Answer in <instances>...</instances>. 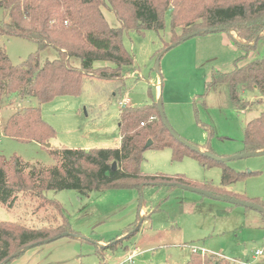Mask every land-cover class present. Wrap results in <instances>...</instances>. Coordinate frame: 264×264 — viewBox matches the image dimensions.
Masks as SVG:
<instances>
[{
    "label": "rangeland",
    "instance_id": "374dc122",
    "mask_svg": "<svg viewBox=\"0 0 264 264\" xmlns=\"http://www.w3.org/2000/svg\"><path fill=\"white\" fill-rule=\"evenodd\" d=\"M103 12L112 27L120 26L109 7H103ZM6 19L0 7V21ZM176 33L180 35L182 30ZM173 40L169 13L165 14L163 30L124 31V44L135 61L124 68L122 81L86 77L80 95L57 96L41 105L44 119L55 123L49 122L56 130V136L48 142L50 147L3 134L8 116L31 104L13 98L0 109V154L51 166L56 163L51 149L72 148L73 144L87 145L86 149L118 146L120 101L125 98L137 107L161 101L171 127L184 139L200 145L203 152L208 150L202 147L205 142L218 155L246 152L245 125L264 111V101L237 110L226 84L210 90L207 86L212 72H230L236 62L243 65L264 56V36L254 48L247 49L233 31L198 34L165 49ZM0 44L15 65L38 49L35 41L20 36L0 35ZM55 57L57 51L51 47L41 53L42 61ZM75 62L79 64V60ZM100 65L102 62H96ZM256 95L249 94V99L255 100ZM33 103L39 105L36 98ZM228 164L238 171L252 172L235 186L245 197L264 202V154ZM141 170L182 173L215 185L222 175L219 165L203 166L190 156L175 159L171 147L146 150ZM47 195L61 202L76 234L34 247L8 264H119L135 250L139 254L133 264H187L192 246L224 256L231 264H264V211L166 186L110 188L89 195L75 189L50 190ZM34 205L31 198L21 194L13 207L0 202V221L28 227L45 225V209L35 212ZM127 230L131 236L125 239ZM121 238L117 245L115 241ZM111 242L116 246L107 245ZM257 250L263 254L257 255Z\"/></svg>",
    "mask_w": 264,
    "mask_h": 264
},
{
    "label": "trees",
    "instance_id": "16d2710c",
    "mask_svg": "<svg viewBox=\"0 0 264 264\" xmlns=\"http://www.w3.org/2000/svg\"><path fill=\"white\" fill-rule=\"evenodd\" d=\"M105 6L115 13L119 27L109 24L103 12ZM0 7L7 16L0 21V35L26 37L38 45L36 52L15 65L5 46L0 44V109L6 108L13 98L31 103L8 117L2 126L3 134L42 145L56 136V130L42 115V104L61 95H80L86 77L123 80L124 68L135 61L124 44V31L163 30L165 14L169 13L173 43L191 32H211L209 30L221 27L231 29L245 43L246 49L254 48L264 36V0H0ZM178 29L182 34L177 35ZM50 47L57 51V57L42 61L41 53ZM75 60H79V64ZM96 62L102 65L96 66ZM219 84L227 85L237 110L244 111L262 103L264 56L243 65L236 62L230 72H212L207 89ZM249 94H257V98L250 100ZM33 98L38 100V106H34ZM244 131L245 151L263 150L264 111L247 121ZM119 133L118 146L50 148L56 160L51 166L26 162L18 155L7 158L0 154V202L13 207L21 194L36 203L35 212L44 208L46 213L42 218L46 224L40 227L0 221V264H8L25 253L23 250L27 246L34 248L46 244L47 240L59 239L63 234H76L61 202L48 197L50 190L75 189L89 195L110 188L174 187L169 183H181L264 206L259 198H247L227 189L252 172L238 171L228 163L213 160L204 152L182 144L163 124L156 102L146 107L131 104L121 107ZM149 140L151 145L147 146ZM164 147L173 148L175 159L190 156L203 166L219 165L222 170L220 186L210 181L193 180L182 173L143 172L141 164L145 151ZM202 147L213 151L208 142ZM127 232L125 239L131 236L130 230ZM123 238L115 241L117 245ZM115 242L109 246H116ZM187 264L231 262L217 254L193 252Z\"/></svg>",
    "mask_w": 264,
    "mask_h": 264
},
{
    "label": "water",
    "instance_id": "95a60500",
    "mask_svg": "<svg viewBox=\"0 0 264 264\" xmlns=\"http://www.w3.org/2000/svg\"><path fill=\"white\" fill-rule=\"evenodd\" d=\"M216 30H220V31H228L229 33L232 32L231 29L229 28H224V27H221V28H218V29H212V30H209L211 32L213 31H216ZM208 30H198V31H194V32H191L189 34H187L186 36H184L182 39H180L178 42H175L172 44V47L173 46H176L177 44H179L180 42H183L195 35H198V34H202V33H205L207 32ZM242 44H245L244 42L241 41ZM158 107H159V113H160V117L162 119V122L163 124L166 126V128L171 132V134L176 138L178 139L182 144L190 147L191 149L193 150H198V151H202L201 148L184 139L183 137H181L170 125V123L168 122V119H167V116L165 114V111H164V108H163V105H162V102L159 101L158 102ZM151 145V140H149L147 142V146H150ZM47 147H50L51 146V143H47L46 144ZM203 152V151H202ZM208 157H210L211 159L213 160H216V161H219V162H225V163H228L229 161H232V160H235V159H239V158H244V157H250V156H256V155H263L264 154V149L263 150H257V151H246L244 153H241V154H236V155H232V156H224V155H218L216 154L215 152L211 151V150H206L204 152ZM117 164L114 163V168H116ZM169 186H174V187H179V188H182V189H185V190H189V191H193V192H196V193H199V194H202L204 196H207L209 198H212V199H216V200H221V201H225V202H230V203H233V204H240V205H243V206H246V207H250V208H254V209H257V210H260V211H264V206L254 202V201H251V200H247V199H242V198H235V197H226V196H222V195H218V194H215L214 192H211L209 190H206V189H203V188H200V187H196V186H192V185H187V184H181V183H169ZM144 186H141L140 187V190L143 189ZM63 236H67L66 234H63ZM57 240V239H55ZM53 240V241H55ZM51 240H47L46 242L47 243H50V242H53ZM33 248L32 245L30 246H27L24 248V252L28 251L29 249ZM4 264V263H2Z\"/></svg>",
    "mask_w": 264,
    "mask_h": 264
},
{
    "label": "built area",
    "instance_id": "2783aa9c",
    "mask_svg": "<svg viewBox=\"0 0 264 264\" xmlns=\"http://www.w3.org/2000/svg\"><path fill=\"white\" fill-rule=\"evenodd\" d=\"M128 102H130L129 98H125V99L121 100L120 101L121 107L125 106V105H128ZM152 118H155V116H153ZM142 124H144V123H142ZM192 252L206 253L204 248H202V250L200 251V248H196L194 246H192ZM256 254L257 255H261V254H263V251L262 250H257ZM135 255H136V250L131 252L130 255L127 258H125L123 261H121L119 264H133V260H134V256Z\"/></svg>",
    "mask_w": 264,
    "mask_h": 264
},
{
    "label": "crops",
    "instance_id": "0c3cea01",
    "mask_svg": "<svg viewBox=\"0 0 264 264\" xmlns=\"http://www.w3.org/2000/svg\"><path fill=\"white\" fill-rule=\"evenodd\" d=\"M9 116H10V115H9ZM9 116H8V117H9ZM49 122L55 124L54 122H52V121H50V120H49ZM120 139H121V138H120ZM65 144H68V143L66 142ZM70 146H72V148H82V147H84V149L88 148L87 145H80V146H79V145H74V144H73V145H70ZM94 147H95V146H94ZM201 150H203V149H201ZM196 181H201V180H196ZM220 182H221V181H220ZM212 184H214V183H212ZM214 185H215V184H214ZM235 185H236V183L231 184L230 186L227 187V189L232 190V191H234V192H237V193L241 194V193L237 190V188H236ZM216 186H220V183H219L218 185H216ZM242 195H243V194H242ZM249 198H250V197H249ZM253 198H256V197H253ZM59 239H60V238H59ZM57 240H58V239H57ZM55 241H56V240H55ZM50 243H52V242H50ZM50 243H46V244H43V245H47V244H50ZM107 245H109V244H107ZM107 245H106V246H107ZM31 249H32V248H31ZM29 250H30V249H29ZM29 250H28V251H29ZM26 252H27V251H26ZM141 253H142V252H141ZM137 254H139V251H138V250H136V255H137ZM189 257H190V256H189ZM124 259H125V258H124Z\"/></svg>",
    "mask_w": 264,
    "mask_h": 264
}]
</instances>
